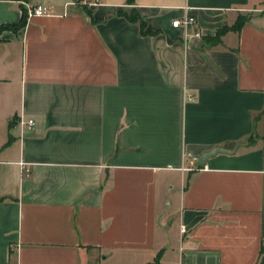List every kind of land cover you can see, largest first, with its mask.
Here are the masks:
<instances>
[{
	"label": "crops",
	"instance_id": "obj_1",
	"mask_svg": "<svg viewBox=\"0 0 264 264\" xmlns=\"http://www.w3.org/2000/svg\"><path fill=\"white\" fill-rule=\"evenodd\" d=\"M39 3L0 33V264H264V0H0V24Z\"/></svg>",
	"mask_w": 264,
	"mask_h": 264
},
{
	"label": "built area",
	"instance_id": "obj_2",
	"mask_svg": "<svg viewBox=\"0 0 264 264\" xmlns=\"http://www.w3.org/2000/svg\"><path fill=\"white\" fill-rule=\"evenodd\" d=\"M28 11L30 15H43L49 13L50 8L46 4L39 3L36 5H29ZM172 24L176 27L183 28L186 41H189L193 37L202 38L203 36L198 17L193 13L187 12L182 16L174 18ZM20 123L23 129H31L36 124V120L33 117H29L27 119L21 118ZM22 172L24 175H29L31 172L30 164L22 162ZM183 230H185L184 226Z\"/></svg>",
	"mask_w": 264,
	"mask_h": 264
},
{
	"label": "trees",
	"instance_id": "obj_3",
	"mask_svg": "<svg viewBox=\"0 0 264 264\" xmlns=\"http://www.w3.org/2000/svg\"><path fill=\"white\" fill-rule=\"evenodd\" d=\"M25 1H28V0H25ZM21 8H22V16H21L20 20L18 22H15V23H2V24H0V33L4 29H12L14 31H17L18 29L25 26V24L27 23L28 9L24 4L21 5ZM118 13L125 15L131 21L138 22L140 27H141V31L145 34L157 32V30L152 31V30L146 29V27H147L146 19L142 16L140 11L134 7L119 9ZM245 18H246L245 16H240V18L236 22L235 26L240 27L241 24L244 22ZM224 29H225V27L220 29L219 33H221ZM158 263H159V254L157 255L155 261L150 263V264H158Z\"/></svg>",
	"mask_w": 264,
	"mask_h": 264
},
{
	"label": "water",
	"instance_id": "obj_4",
	"mask_svg": "<svg viewBox=\"0 0 264 264\" xmlns=\"http://www.w3.org/2000/svg\"><path fill=\"white\" fill-rule=\"evenodd\" d=\"M191 39H192L193 42H194L195 38L193 37V38H191ZM220 151H232V149H229V148H226V147H223V146H216V147H213V148L210 149L209 151H206V152H204V153L201 154V156H200V158H199V163H201V164L206 163V160H207L210 156H212V155H214V154H216V153H218V152H220Z\"/></svg>",
	"mask_w": 264,
	"mask_h": 264
},
{
	"label": "rangeland",
	"instance_id": "obj_5",
	"mask_svg": "<svg viewBox=\"0 0 264 264\" xmlns=\"http://www.w3.org/2000/svg\"><path fill=\"white\" fill-rule=\"evenodd\" d=\"M173 233H174L175 235L177 234V228H175V227L172 228V234H173Z\"/></svg>",
	"mask_w": 264,
	"mask_h": 264
}]
</instances>
